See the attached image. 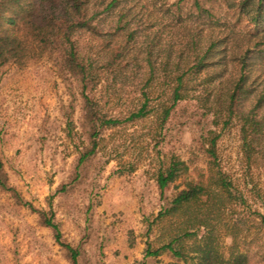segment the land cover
Listing matches in <instances>:
<instances>
[{"label":"trees","instance_id":"1","mask_svg":"<svg viewBox=\"0 0 264 264\" xmlns=\"http://www.w3.org/2000/svg\"><path fill=\"white\" fill-rule=\"evenodd\" d=\"M35 53L54 56L82 96L87 143L60 191L88 175L108 129L154 117L152 139L160 143L183 101L194 100L215 125L237 121L247 164L264 159V0H0V66ZM117 79L138 80L141 90L125 114L108 112L95 94L104 80ZM155 86L163 88L160 100L151 96ZM219 138L217 130L202 133L208 160L197 176L176 155L156 170V218L175 219L177 227L159 246L149 244L140 264L164 253L166 264H255L259 237L248 222L258 232L264 214L248 212L244 190L221 166ZM0 187L40 213L71 262L83 263V249L62 239L53 216L8 184L1 159Z\"/></svg>","mask_w":264,"mask_h":264},{"label":"rangeland","instance_id":"2","mask_svg":"<svg viewBox=\"0 0 264 264\" xmlns=\"http://www.w3.org/2000/svg\"><path fill=\"white\" fill-rule=\"evenodd\" d=\"M151 91L153 99L164 96L161 86ZM140 93L134 79L104 80L95 91L105 110L124 114ZM212 122L194 100L177 105L160 143L152 139L154 117L123 122L104 133L88 175L60 191L87 143L78 82L48 54L0 66V159L6 180L24 200L53 216L66 243L81 246V264H140L149 244L157 247L168 238L177 220L156 218L161 209L156 170L176 155L188 162L193 176L204 172L208 159L199 140L209 130L220 134L221 166L244 190L248 212L264 214V159L247 164L237 121L225 127ZM248 224L259 237L253 262L260 264L264 227L257 232L251 219ZM170 261L164 253L147 264ZM0 264H73L40 213L1 187Z\"/></svg>","mask_w":264,"mask_h":264}]
</instances>
